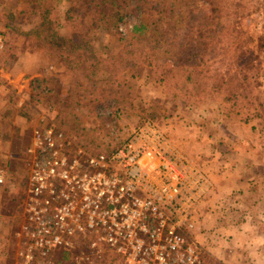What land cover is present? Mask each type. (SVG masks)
Returning a JSON list of instances; mask_svg holds the SVG:
<instances>
[{"label":"rangeland","instance_id":"374dc122","mask_svg":"<svg viewBox=\"0 0 264 264\" xmlns=\"http://www.w3.org/2000/svg\"><path fill=\"white\" fill-rule=\"evenodd\" d=\"M96 2L105 11V18L99 21L95 17L99 21L95 29L82 27L79 22L75 26L65 24L61 32L66 38L73 37L77 30L78 34L87 33L86 40L90 44L82 45L77 52L65 46L62 49L54 47L51 51L45 49L39 37L24 30L28 26L22 15L18 20L13 15L5 19V24L13 22L14 25L0 30V74L3 78H11L18 88L0 91V174L5 179L0 185V264H24L26 261L23 254L27 253L30 241L24 236L23 226L31 198L28 150L34 130L52 124L77 142L81 138L97 153L118 147L145 123L157 124L184 157L206 174L211 185L206 202L215 205H209L212 216L207 226L197 228L196 242L202 264H223L224 260H232L233 254L225 253V246L228 247L226 234L232 232L237 222L235 217L242 218L243 213L250 210L253 211L252 220H258L259 212L256 213L251 204H264V51H250L255 48L250 37L256 39L259 32H264V13L256 14L247 23V34L241 43L249 51L244 66L247 72L242 69L248 80L244 85L238 75L235 78L234 89L240 88L242 95L240 102L234 103L226 100L231 91L210 95L180 91L176 81L160 80L163 68L156 62L160 52L147 50V56L156 63L140 68L136 76L119 62L120 65L115 66L117 55L124 48L122 40L134 33L135 25L161 24L162 17L176 20L178 14L187 10L181 0ZM50 4L58 14V24H64L67 4L54 1ZM11 13L12 10H8V15ZM37 23V18L27 22L32 26ZM80 42L85 43L84 40ZM197 53L196 48L190 46L184 48L177 59L190 62ZM95 62L99 66L92 69ZM35 79H48L55 93L49 97L36 95L38 88L34 90L32 84ZM110 107L119 111L114 113ZM218 151L227 154L226 164L217 162ZM234 155L247 156L249 161L245 159L240 163L237 156L231 161ZM221 169L229 174L217 177L215 183L210 173H219ZM237 171L243 178L240 179L242 185L236 184ZM236 213L240 214L236 216ZM210 233L226 241L222 257L207 249V253L204 252ZM70 251L74 258L62 260L63 264H106L112 252L95 242L92 236L79 238ZM117 257L120 260L114 264H128L124 258ZM233 264L236 263L233 261Z\"/></svg>","mask_w":264,"mask_h":264},{"label":"built area","instance_id":"2783aa9c","mask_svg":"<svg viewBox=\"0 0 264 264\" xmlns=\"http://www.w3.org/2000/svg\"><path fill=\"white\" fill-rule=\"evenodd\" d=\"M28 155L24 264H56L53 254L84 236L128 264H202L196 212L211 186L157 124L95 155L52 124L34 130Z\"/></svg>","mask_w":264,"mask_h":264},{"label":"trees","instance_id":"16d2710c","mask_svg":"<svg viewBox=\"0 0 264 264\" xmlns=\"http://www.w3.org/2000/svg\"><path fill=\"white\" fill-rule=\"evenodd\" d=\"M52 1L56 4L63 2L67 4L64 24L62 22L58 24V14L50 4ZM101 1L102 4L106 3L105 0ZM181 1L187 5V10L178 14L176 20L175 18L167 20L162 17L161 24H136L134 33L122 40L124 48L117 55L115 66L121 64L124 69L136 76L140 68L151 67L158 62V66L163 68L160 80L165 83L176 81L178 90L202 92L207 95L231 91L229 92L231 96L226 100L239 103L241 99L239 96L242 93L240 88L234 89L233 83L237 75L244 85L248 80L247 76L243 75L242 69L246 71L245 59L249 52L241 41L247 34L248 21L256 14L264 13V0ZM97 3L96 0H31L27 11L21 14L27 15L29 20L39 15L40 25L28 34L39 37V43L43 44L45 49L48 48L51 51L54 47L58 49L68 47L77 52L81 50L82 45L87 47L90 44L86 40L87 33L78 34L79 30H77L73 37L66 38L61 32L65 24L75 26L74 24L79 22L83 24L82 27L95 29L100 19L105 18V11L97 6ZM95 7L98 9L93 11ZM171 8L176 9L175 5ZM53 11L56 14L53 15ZM95 17H98L99 21L95 20ZM82 40L85 43L80 42ZM250 43L255 45L251 52L264 51V32H259L256 39L250 37ZM190 46H194L198 51L191 57L192 61L179 60L180 57L177 59L178 54ZM147 50L160 52L156 62L147 56ZM98 66V62H95L91 67L93 69ZM32 84H34V90L38 88L36 95L49 97L55 93L48 79H35ZM112 109L114 113L119 111ZM78 143L91 154L95 155L98 152L92 146L83 143L81 138ZM117 148L108 150L106 153L112 154ZM72 251L57 250L52 256L53 262L63 264L62 260L73 259ZM60 256L62 257L59 258ZM117 256L114 252L109 253L107 256L109 261L106 264L119 261Z\"/></svg>","mask_w":264,"mask_h":264},{"label":"crops","instance_id":"0c3cea01","mask_svg":"<svg viewBox=\"0 0 264 264\" xmlns=\"http://www.w3.org/2000/svg\"><path fill=\"white\" fill-rule=\"evenodd\" d=\"M30 1L31 0H0V30L2 31V29L6 28V26L9 24L14 25L13 22H9L8 24L4 23V20L7 19L8 17H11V15H13L16 18V20H18V17L20 15L25 17V20H26L25 24L28 26L27 28H24L25 31H31L37 26H39L41 23L39 15H35V17H33V18H37L39 20V23L32 26L31 24L30 25L27 24L28 16L25 14L24 15L21 14V10L27 11V7ZM8 10H12V13L9 15H8ZM33 18H31V20ZM16 22L17 21H15V23ZM1 83L4 84V87H0V91L3 90L2 88H7L8 90H11V91H15V89H18L16 88L15 84H13V80L11 78L10 79L5 78V77L3 78V75L0 74V84ZM231 140H233L234 144L236 145V142L234 141V139L231 138ZM174 147L178 154L183 155L176 148L175 145ZM218 154H219V151H218ZM236 156H237V161L241 163L245 159L246 161H249L248 157H250V153L248 154V157L246 156L247 158L245 156L243 157L239 155H236ZM236 156L234 155L231 161H233V159ZM227 157H228L227 154L220 152L217 162L219 160L221 161V164H224V163L226 164V161H228V159H226ZM210 174L214 182L217 183V179H218L217 177H219V179L222 177H226L229 174V171H225V169H221L219 173L215 172V173H210ZM236 178H237L236 184L242 185L243 182H241L240 179H243V178L241 177L239 171H237ZM208 196H206L204 200H202L201 203L198 204L197 206V210L199 211V213L196 212L197 224H196V229H195V233H196L195 239H198L199 237L198 232H197V228H199V225H200V228L207 226V224L209 223L210 217L212 216L211 212H209V205H212V206H215V205L209 204V201L206 202ZM251 208L254 209L256 213L259 212V214L257 215L258 220L257 219L252 220L253 211H250V210L247 211V213L244 212L242 218L241 216L239 218L235 217V219H237L236 220L237 222L233 224L232 232L229 234H226L227 242L223 238L220 239L219 235L215 237L214 233L207 234V238L205 240L206 248H205V251L204 250L203 251L207 253V250H209L211 253L215 254L217 257H222L221 254L224 253L222 247L224 243L226 242V245L228 247L225 246V248H227V250H225V253L230 252L231 254H233V259L230 261L224 260L222 261L223 264H227V263L233 264V261L236 264H264V229L263 230L259 229L261 227H264V204H251ZM238 214L240 213H236L235 215L237 216ZM216 233H219L221 235L219 231H217ZM213 239L215 240L213 241ZM239 258H241L240 262L238 261Z\"/></svg>","mask_w":264,"mask_h":264}]
</instances>
